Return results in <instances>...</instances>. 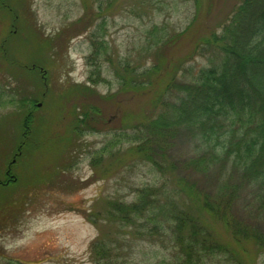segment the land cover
Here are the masks:
<instances>
[{"label":"rangeland","instance_id":"obj_1","mask_svg":"<svg viewBox=\"0 0 264 264\" xmlns=\"http://www.w3.org/2000/svg\"><path fill=\"white\" fill-rule=\"evenodd\" d=\"M200 1L202 7L197 9L195 0H109L110 7L105 1L102 5L109 11L96 17L94 0H19L16 7L28 25L17 33L7 12L0 9V43L4 42L7 59L28 64L15 73L0 65V181L20 144L25 114L33 116L29 147L10 169L17 183L0 187V264H94L89 246L103 222L99 220L97 230L87 217L103 215L112 200L133 203L138 190L161 182V174L150 164L126 155L130 144L118 137L124 124L132 121L129 117L138 116L150 97L119 95L115 103L105 98L120 88L117 66L125 62L151 66L154 43L162 36L185 32L197 16L189 31L164 52L165 57L183 60L197 37L220 30L237 3ZM80 18L83 25L74 26ZM154 27L159 29L155 33ZM40 39L44 50H37ZM191 60L185 70L204 65L200 56ZM37 63L38 69L31 70ZM77 86L92 88L94 93H87L86 101L96 103L100 115L79 107L80 95L72 92ZM26 100L35 106H27ZM83 112L90 114L94 126L98 123L96 131L83 129L78 121ZM107 145H111L108 150ZM173 150V160L188 152L184 145ZM216 232L222 238L220 230ZM109 233L129 245L116 252L123 264L172 260L173 253L163 248L167 238L161 244L155 237L129 241L117 228ZM244 245L237 251L239 256L220 255L207 264H264V250L259 252L249 242Z\"/></svg>","mask_w":264,"mask_h":264},{"label":"trees","instance_id":"obj_2","mask_svg":"<svg viewBox=\"0 0 264 264\" xmlns=\"http://www.w3.org/2000/svg\"><path fill=\"white\" fill-rule=\"evenodd\" d=\"M103 1L109 0H94L96 17L109 11L110 3L103 8ZM17 2L0 0V9L7 12L16 33L28 25ZM195 5L202 7L200 0H195ZM197 19L195 16L185 32L162 36L154 43L151 66L125 62L114 69L120 88L105 102L115 103L119 95L150 97L138 116H128L132 121L124 124L118 137L130 144L126 155L150 164L161 174V182L138 190L133 203L112 200L103 215L87 217L97 230L99 220L103 222L99 236L89 246L94 264H123L116 252L129 245L109 237L111 228L119 229L129 241L155 237L163 244L167 238L163 248L173 253L167 264H207L220 255L239 256L237 251L243 250L246 242L259 252L264 250V0H237L220 30H208L197 37L186 58L165 57V50ZM82 25V18L74 24ZM158 30L152 29L154 33ZM39 41L37 50H44L45 42ZM4 49L2 42L0 65H8L14 73L26 66L7 59ZM195 56L203 58L204 65L185 70L184 65ZM113 64L111 61L114 68ZM36 66L38 63L30 69L37 70ZM140 69L143 71L138 72ZM72 92L80 95V108L85 106L89 113L100 115L97 104L86 101L87 93H94L92 88L77 86ZM26 102L35 106V102ZM89 113L83 112L78 121L83 122L85 131L94 132L98 123L93 125ZM32 132L33 116L27 112L21 122L20 144L0 187L17 183L10 169L28 149ZM178 145L188 152L173 160ZM218 230L222 238L215 236Z\"/></svg>","mask_w":264,"mask_h":264}]
</instances>
